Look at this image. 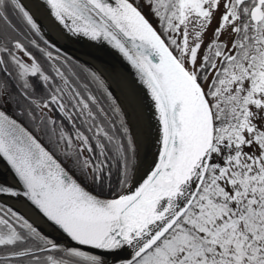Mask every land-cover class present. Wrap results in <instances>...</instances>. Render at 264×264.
I'll return each mask as SVG.
<instances>
[{"label":"snow or ice","instance_id":"snow-or-ice-1","mask_svg":"<svg viewBox=\"0 0 264 264\" xmlns=\"http://www.w3.org/2000/svg\"><path fill=\"white\" fill-rule=\"evenodd\" d=\"M32 5L133 70L150 163ZM0 159V264H264V0H0Z\"/></svg>","mask_w":264,"mask_h":264},{"label":"bare ground","instance_id":"bare-ground-1","mask_svg":"<svg viewBox=\"0 0 264 264\" xmlns=\"http://www.w3.org/2000/svg\"><path fill=\"white\" fill-rule=\"evenodd\" d=\"M34 11L36 15L39 14L38 17L42 23L47 25V33L56 42L69 48L81 60L92 64L106 79L112 92L128 114L141 159L150 163L155 150L156 132L155 122L151 118V111L146 107V97L143 91L138 88L128 74L104 59L96 50L75 38L67 36L63 30L52 26L40 11L36 9Z\"/></svg>","mask_w":264,"mask_h":264},{"label":"water","instance_id":"water-1","mask_svg":"<svg viewBox=\"0 0 264 264\" xmlns=\"http://www.w3.org/2000/svg\"><path fill=\"white\" fill-rule=\"evenodd\" d=\"M32 8H33L34 15H36V13L34 11V9H36L37 11H40V13H42V15L46 18V20L52 26L61 29L58 25H56L51 20V18L47 14V11L43 7H38L36 5H32ZM38 16H39V14L36 15V19L40 22V24L42 25L43 29L45 30V34H46L47 38L49 40H51L52 42H54L58 47H60L65 54L68 53V54H70L72 56H76V55L73 54V52L69 48H67L63 44H60V43L56 42L49 35V33H47V25L44 24V23H42L41 19H39ZM40 17H42V16L40 15ZM75 39H77L78 41H81V42L85 43L88 47H91L94 50H96L97 53H99L104 59H106L107 61H109L110 63H112L113 65H115L116 67H118L121 70H123L126 74H128L131 77V79L133 81H135L134 78H133V70L123 60V58L115 50H113L112 48H110L108 45H106V44H93V43H90V42H88V41H86L84 39H78V38H75ZM77 58H79V57H77ZM86 63H88V62H86ZM91 65L92 64H90V66ZM92 67H94V66H92ZM154 153H155V150H154ZM154 153H153V156L151 158V161L154 158ZM13 183H14V177L12 176V173L8 169V166H7L6 162L3 161L2 159H0V184H13ZM15 207L17 208V210L21 211L24 215H26L30 220H32L45 233L49 234L50 236L55 237L57 240H60V241H62L64 239L58 233V231L52 225H50L46 220H44V218L42 216H40V214L35 209H32L31 206L27 204V202L20 201L19 203H17L15 205ZM125 255H126V253H125ZM114 260H115L114 257L110 258L109 264H112V262Z\"/></svg>","mask_w":264,"mask_h":264},{"label":"rangeland","instance_id":"rangeland-1","mask_svg":"<svg viewBox=\"0 0 264 264\" xmlns=\"http://www.w3.org/2000/svg\"><path fill=\"white\" fill-rule=\"evenodd\" d=\"M64 53V52H63ZM65 54V53H64ZM68 53H66L65 55H67ZM67 56H69V57H73L75 60H77V61H80V62H82L83 64H85V65H87V66H89L90 68H92V69H94L95 71H97L100 75H101V73L97 70V69H95L94 67H92V65L90 66V64H88V63H86L85 61H83V60H81V59H79V58H77L76 56H72V55H70V54H68ZM102 76V75H101ZM103 77V76H102ZM104 78V77H103ZM105 79V78H104ZM106 80V79H105ZM108 83V82H107ZM109 85V84H108ZM130 124V123H129Z\"/></svg>","mask_w":264,"mask_h":264},{"label":"flooded vegetation","instance_id":"flooded-vegetation-1","mask_svg":"<svg viewBox=\"0 0 264 264\" xmlns=\"http://www.w3.org/2000/svg\"><path fill=\"white\" fill-rule=\"evenodd\" d=\"M67 56V55H66Z\"/></svg>","mask_w":264,"mask_h":264}]
</instances>
